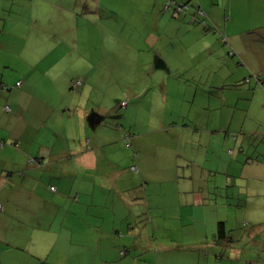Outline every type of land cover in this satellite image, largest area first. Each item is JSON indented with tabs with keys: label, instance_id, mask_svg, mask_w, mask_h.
<instances>
[{
	"label": "crops",
	"instance_id": "1",
	"mask_svg": "<svg viewBox=\"0 0 264 264\" xmlns=\"http://www.w3.org/2000/svg\"><path fill=\"white\" fill-rule=\"evenodd\" d=\"M136 1L138 0H130L129 6ZM168 1L170 0H151L150 8L144 11L145 15L141 21L147 24L153 23L150 26L153 31L145 37H137L133 43L134 62L140 66L142 63L147 68L141 76L157 90L147 86H140L139 89L132 86L128 90H122L120 82L114 80L113 74L99 69L98 62L101 61L103 49H99L98 45L103 46L105 38L98 26L99 36L102 35L97 41L94 40L96 47L91 50L93 53L91 56H86L85 50L81 55L70 54L72 49L66 53L56 54L58 44L80 46V43L74 40L57 41L58 36L51 26L41 27V31H34L32 38H24V33L13 31L11 26H18L14 24L17 22H8L5 15H2L4 9L0 7V55H3L5 50L8 52L10 50L24 61L35 57L37 59H34L39 62H48L46 69L36 70L33 74L26 72L14 74L19 76L14 80L11 78L7 80L6 76L11 75L8 71L0 75L1 88L9 91L10 84L13 88L9 99L6 95H0V264H69L71 256L66 253L67 246L73 249V244L69 241L72 242L76 233H79V241L85 243L77 245L78 248H84L79 253L77 251V254L97 248L104 252L102 262L106 264L111 263L110 256L113 253L126 256L129 251L124 249L119 251V248L122 237L127 238L128 234L120 233L119 229H114L113 233L111 231L109 234L103 222L106 219L118 222L122 218L127 220V217H136L134 212H138L135 209L138 203L135 197L137 176L144 185L141 187L143 192L146 194L150 191L158 197L154 200L151 197L141 200L150 208L148 212L151 222L178 219L191 221L192 207L204 206L200 196L202 190L200 165L188 159L190 167L192 163H196L200 168L197 167V172L200 173L194 177L191 170L188 179L181 177L179 172V175L176 174L179 163L176 159L183 157L184 152L180 151L177 145L184 138L192 139V142L194 139L200 142L202 133L199 128L190 127L191 122H186L189 119L180 118L183 112L168 106L170 78L173 76L172 80L175 81L174 76L177 75L178 78L179 72L184 71L185 68L183 64L173 63L170 67L171 71L166 68H156L151 61L153 57L155 60L162 54L161 50L149 51L152 45L154 47L168 37L169 40H175L178 45L182 40L179 35H184L180 31L185 26L190 27L194 24V22H184L188 15L186 17L177 15L174 7L170 8L172 4L169 3L167 6ZM196 1L195 9H201L206 17L208 16L207 18H218L220 7L217 1L216 3L212 0ZM96 2L97 8L103 7L108 11L107 5L101 6L102 0ZM55 4L56 0L51 1L48 10L56 8ZM226 7L230 10L228 21L224 25L226 48L232 56L235 52L244 55L243 49L235 40L239 33H228L227 30L235 31L238 27L249 25V16L252 13L256 14V11H262L263 7L258 6L256 0H228ZM83 8L88 11L87 6ZM225 9L224 13L227 12ZM135 10L137 13L143 12L137 6ZM118 11L122 10L118 8ZM238 11L242 14L237 19ZM232 12L236 15L235 19L232 17ZM147 16H154V19ZM195 20L199 22L200 17ZM243 22L245 23L240 26ZM204 23L207 25L206 20ZM131 28L135 27L131 26ZM9 34L13 37L17 36L18 40L10 41L7 38ZM32 44L52 45V49H48L52 53H45L43 56L30 53L27 48ZM260 45L264 47V38L261 39ZM141 53L146 57H141ZM64 60L69 62V68H80L82 67L80 61L87 62V66L84 65L83 71L80 72L84 79L83 82L79 80L81 82L79 86L74 85L73 77L67 80L62 73L56 71V65ZM163 63L168 66L167 61ZM51 68L53 76L50 79L46 70ZM17 83L19 86H16ZM261 84H264V81H261ZM22 88L24 91L16 90ZM41 89L45 91L40 92ZM32 92L51 95L53 101L47 103L51 109L45 120L37 117L38 114L29 105H24L20 101L29 97ZM123 92L126 94L123 95ZM93 93L97 95L92 98L94 104L91 113L86 103L75 98L77 94L78 97H82L83 94H91L89 96L92 97ZM69 94H71L70 100H57L61 97L69 98ZM148 94L154 96L151 98H154V103H157V98L159 99L162 110L160 108L158 111L159 106L156 107L150 99L148 100ZM172 99L176 100V98ZM122 102H126L125 107L121 106ZM6 105L10 107V112L4 111ZM118 110L122 113V119L114 113ZM155 112H157L156 116ZM140 113L147 116L144 120L150 121L148 127L142 120L143 128L138 129L137 117H140ZM133 117H136V126L132 124ZM108 118L119 122V125L115 126L116 130L106 125ZM123 121L128 127L122 125ZM154 123L160 127L150 128ZM153 133L161 136L162 140L158 143L155 140L152 142L150 134ZM169 141H173V146L169 145L165 151L164 148L166 149V143ZM123 144L125 148L122 147ZM129 148L133 149L132 153ZM196 152L197 154L194 151L193 158L196 156L198 159L201 150ZM132 167L135 171L131 169ZM228 171L231 172L230 167ZM168 172L172 175L168 176ZM178 178L181 182L176 181ZM161 183H167L168 187L164 188L165 184L160 186ZM151 184H156L157 187ZM217 184L221 186L223 183L217 182ZM174 185L179 193L171 198L170 196L175 194ZM256 185L255 189H260L258 184ZM50 187H54L55 190H50ZM183 194H186L187 198H184ZM232 197V185L226 184L224 201L220 204L223 206L221 215L215 208L217 215L211 223L212 241L219 248H211V250L214 253L220 251V255H213L210 264H264V239L255 241L251 246L257 257L249 260L248 255L243 256L246 251L244 246L249 243L247 238L249 233L245 236L239 232L233 234V227L228 226L231 220ZM174 205H177V209ZM182 207L187 209L183 210ZM121 211L124 216L121 215ZM198 217L200 218L199 214ZM76 221H82L80 229L74 228L72 223ZM220 227L223 228L224 234L218 238ZM89 237H97L98 243L92 245L89 243ZM105 237L112 238L108 245L103 241ZM87 238L88 242H85ZM168 252L169 246L160 244L159 250L154 255L155 260L151 264H164L163 260ZM200 254H197L199 257L197 264L202 262L200 259L203 255ZM209 257L210 254L203 258L208 260Z\"/></svg>",
	"mask_w": 264,
	"mask_h": 264
},
{
	"label": "rangeland",
	"instance_id": "2",
	"mask_svg": "<svg viewBox=\"0 0 264 264\" xmlns=\"http://www.w3.org/2000/svg\"><path fill=\"white\" fill-rule=\"evenodd\" d=\"M51 1L53 0H0V7L4 9L2 15H5L8 22H17L14 24H18V26H11L13 31L24 33V38H32L34 31H41V27L51 26L58 36L59 40L57 41L74 40L80 43V46L58 44L56 54L66 53L72 49L70 54L81 55L85 50L86 56H91L93 54L91 50L96 47L93 43L94 40L97 41L102 35L99 36L98 26L105 38V44L103 46L98 45L99 49H103L100 56L101 61L98 62L99 69L113 74L114 80L120 82L122 90H128L132 86H136L138 89L140 86L153 87L141 76L147 69L146 66L142 63L140 66L133 60L134 40L139 36L145 37L153 31L150 28L153 23L147 24L141 21L145 15L144 11H148L150 8L151 0H138L131 4L132 6H129L130 0L124 2L123 0H102L101 6L107 5L109 12L103 7L97 8V0H56V8L49 11L48 4ZM212 1L219 3L218 18L210 19L205 15V17L200 18L199 22L195 20L197 18L194 8V4L197 3L196 0L168 1L173 5L170 8L174 7V9L175 5L186 3L184 10L176 12V14L184 17L188 15L184 22H194V24L190 25L191 23H189L190 27L185 26L180 31L184 35H179L182 40L178 42V45L175 40H169L170 37H168V39H163L154 47L152 45L149 48V51L161 50L162 53L155 60L153 57L151 62L154 67L166 68L171 71L170 67L173 63L174 65L183 64L185 68L184 71L179 72L178 78L177 75L174 76L176 82L172 80L173 76L170 78L168 106L183 112L180 118L189 119L186 122L190 121L191 124H187L191 125L192 128H199L202 133L200 142H197L196 139L192 142V139L185 140L184 138L177 145L178 148L180 147V151H184L183 157L185 158L180 156L176 159L179 162L176 174L179 175L180 173L181 177L188 179L191 170H193V176L196 177L200 173V171L197 172V164L200 165V184L202 187L200 196L204 201V206L192 207L193 220L191 221L178 219L151 222L150 212H148L150 208L141 200L146 199V197H151L154 200L158 197L149 190V192L146 190L148 193L145 194L141 189L144 185L141 184V180L139 181L137 176L135 197L138 203L135 209L138 212H134L136 217L126 216L127 220H122V218L118 222L106 219L103 222L109 234L114 229H119L122 234H128L127 238L122 237L119 251L124 249L129 252L124 257L119 253L111 254L110 264H151L155 260L154 255L159 250L160 244L169 246V252L163 260L164 264H197L199 260L197 254L199 253H201L200 256L203 255L200 264H210L213 255H220V251L214 253L211 250V248L219 249L212 241L211 232L213 228L211 223L217 213L221 215L223 206L220 204L224 201L225 185L230 183L233 197L231 220L228 222V226L233 227V234L239 232L245 236L249 233L248 236L246 235L249 243L244 246L246 251L243 256L248 255L249 260L256 259L257 254L251 246L255 244V241L264 239V84H261V81H264V47L260 45L261 39L264 38V1L256 0L258 6L261 5L263 10L256 11V14L252 13L249 16V25H243L245 21L240 24L243 26L238 27L235 31L234 29L227 30L228 33H239L235 40L244 53L242 55L235 52L233 56L228 53L229 50L226 48L227 44L224 40V25L230 15V10L226 7L228 0ZM254 5L255 3H253ZM84 6L88 7V11L83 8ZM136 6L143 12L137 13ZM118 8L122 11H118ZM224 8L227 9H225L226 13H224ZM232 13L233 19L236 15L238 19L242 14L240 11L236 15L234 12ZM147 17L154 19V16ZM202 19L207 21V25L201 22ZM131 26L135 28H131ZM60 36L64 39H61ZM7 38L13 42L15 39L18 40V37H13L12 34H9ZM52 47V45L32 44L27 50L37 56H43L45 53L51 54L52 51H48V49H52ZM140 55L146 57L143 53ZM34 58L30 57L24 61L14 52L5 50L4 54L0 55V75L2 72L8 71L11 75L10 77L9 75L6 76L7 80L9 78L14 80V78L19 77L14 75L16 73L33 74L36 70H44L48 67V62H39V60H35L37 58ZM163 61H167L168 66L164 65ZM80 63L82 65L80 68H69V62L64 60L56 65V71L62 73L67 80L73 77L74 83L79 80L83 82L84 78L81 77L80 72L83 71L84 65L87 66V62L80 61ZM46 72L51 79L53 76L52 68ZM132 80L134 81L130 82ZM4 83L9 84L8 82ZM153 89L156 88L153 87ZM8 90L4 91L0 85V95H6L7 99L13 90L11 84ZM16 90L24 91L23 88ZM43 91L45 90L41 89L40 92ZM14 92L16 91L14 90ZM124 94L126 93L123 92ZM89 95L91 94H83L82 97H78L77 94L75 99H81L93 113V109H91L94 104L92 98L97 93H93L92 97ZM70 96L71 94H69V98L61 97L57 100H70ZM50 97V94L32 92L29 97L20 101L24 105H29L38 114L37 117L45 120L51 109L47 103L53 101ZM152 97L154 96L148 94V100L150 99L154 103ZM172 98H176V100ZM154 105L159 106L158 111L160 108L162 110L158 98ZM114 113L121 118L122 113L119 110ZM156 115L157 112H155ZM144 117L147 116L141 113L140 117H137L138 129L143 128V122L147 127L149 126L150 121L144 120ZM142 120L144 121L142 122ZM124 121L122 125L128 127L124 125ZM106 122V125L113 130H116L115 126L119 125V122L109 118L106 119ZM132 124L136 126V117L132 118ZM159 127L154 123L150 128ZM151 136L152 142L155 140L158 143L162 140L157 133L150 134ZM172 142L166 143L165 151L169 145L173 146ZM124 146L123 144L122 147L125 148ZM129 149L132 153L133 149ZM193 149H195V154H197L196 150H201V156L198 159L196 156L193 158ZM188 159H192L197 164L192 163L190 167ZM229 167L231 172L228 171ZM170 175L172 174L168 172V176ZM176 181L181 182L179 178ZM217 182L223 184L219 186ZM164 184L161 183L160 186ZM256 184L260 189H255ZM151 186L157 187L156 184H151ZM165 187H168L167 183ZM173 189L175 194L170 196L171 198L176 197L179 193L176 185ZM165 194L168 197L166 191ZM183 197L187 198V195L183 194ZM173 200L175 202L176 199ZM174 208L177 209V205H174ZM182 209L187 208L182 207ZM121 215L124 216L122 211ZM81 223L82 221H76L72 224L75 229H80ZM251 232L253 234H250ZM76 234L73 236L72 242L69 241L73 244V249L67 246L68 251L66 253L71 256L69 264H106L102 262L104 252L97 248L90 249V252L82 251V254H77L76 252L79 253L82 249L78 248L77 245L85 243L84 241L80 242L79 233ZM96 238L89 237V243L92 245L98 243ZM103 239L108 245L112 238L105 237ZM85 242H88V238ZM197 246L198 248H196ZM209 254V259L205 260L203 257Z\"/></svg>",
	"mask_w": 264,
	"mask_h": 264
},
{
	"label": "built area",
	"instance_id": "3",
	"mask_svg": "<svg viewBox=\"0 0 264 264\" xmlns=\"http://www.w3.org/2000/svg\"><path fill=\"white\" fill-rule=\"evenodd\" d=\"M168 5H169V3H167V6H168ZM185 7H186V6L175 5V10H176L177 12H181L182 10H184ZM195 15H196V17H200V18L205 17V14L203 13V11H202L201 9H196V10H195ZM201 22L204 23V22H205V19H202ZM80 83H81V82L78 81V82L74 83V85H75V86H79ZM16 86H19V83H17ZM121 106H122V107H125V106H126V102H122V103H121ZM4 111H5V112H9V111H10V107H9L8 105H6V106L4 107ZM1 145H2V143H1ZM14 145H15V146H18L17 143H14ZM31 162H32V160H31ZM131 169L135 171V168H134V167H132ZM50 190L54 191L55 189H54V187H50ZM0 209H1V205H0ZM252 264H257V263H252Z\"/></svg>",
	"mask_w": 264,
	"mask_h": 264
},
{
	"label": "trees",
	"instance_id": "4",
	"mask_svg": "<svg viewBox=\"0 0 264 264\" xmlns=\"http://www.w3.org/2000/svg\"><path fill=\"white\" fill-rule=\"evenodd\" d=\"M182 6H186V3H185V4H182ZM10 111H11V110H10ZM10 111H9V112H10ZM223 234H224V232H223V228L220 227L219 230H218V238H219L220 236H223Z\"/></svg>",
	"mask_w": 264,
	"mask_h": 264
}]
</instances>
